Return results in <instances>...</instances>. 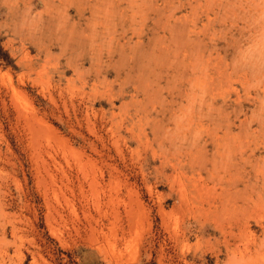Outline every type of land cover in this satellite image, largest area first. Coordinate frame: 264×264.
Returning a JSON list of instances; mask_svg holds the SVG:
<instances>
[{
  "label": "rangeland",
  "instance_id": "1",
  "mask_svg": "<svg viewBox=\"0 0 264 264\" xmlns=\"http://www.w3.org/2000/svg\"><path fill=\"white\" fill-rule=\"evenodd\" d=\"M0 264H264V0H0Z\"/></svg>",
  "mask_w": 264,
  "mask_h": 264
},
{
  "label": "trees",
  "instance_id": "2",
  "mask_svg": "<svg viewBox=\"0 0 264 264\" xmlns=\"http://www.w3.org/2000/svg\"><path fill=\"white\" fill-rule=\"evenodd\" d=\"M1 56H3V54L0 53V57H1ZM3 57H5V56H3Z\"/></svg>",
  "mask_w": 264,
  "mask_h": 264
}]
</instances>
